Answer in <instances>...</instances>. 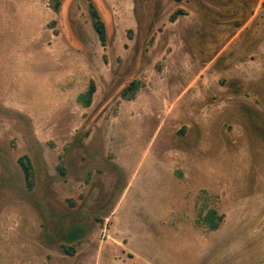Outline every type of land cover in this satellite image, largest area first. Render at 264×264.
<instances>
[{
	"label": "rangeland",
	"instance_id": "rangeland-1",
	"mask_svg": "<svg viewBox=\"0 0 264 264\" xmlns=\"http://www.w3.org/2000/svg\"><path fill=\"white\" fill-rule=\"evenodd\" d=\"M0 264H264V0H0Z\"/></svg>",
	"mask_w": 264,
	"mask_h": 264
},
{
	"label": "trees",
	"instance_id": "trees-1",
	"mask_svg": "<svg viewBox=\"0 0 264 264\" xmlns=\"http://www.w3.org/2000/svg\"><path fill=\"white\" fill-rule=\"evenodd\" d=\"M177 12H185L183 9H178L177 11H175L171 16V20H174L177 16ZM92 15H93V27L95 29V31L98 34V37L100 39V41L102 42V44H105V27L103 22L100 20L99 18V14L97 12L96 9L92 10ZM90 90H88L87 93H89ZM122 96L127 98V99H131L135 96V87L133 88V86H127L124 90H122L121 92ZM83 99L85 100L84 105H88L90 100L89 99H85V97H83ZM19 163L24 171V175L25 178L27 180L28 183H30L31 181V177H32V167L30 164V161L28 159V157L26 155L22 156L19 158ZM218 224L217 223H213L212 224V229L217 228ZM72 248V247H71Z\"/></svg>",
	"mask_w": 264,
	"mask_h": 264
}]
</instances>
